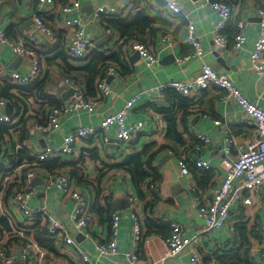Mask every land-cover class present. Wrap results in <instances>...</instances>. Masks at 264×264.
<instances>
[{"label":"crops","instance_id":"1","mask_svg":"<svg viewBox=\"0 0 264 264\" xmlns=\"http://www.w3.org/2000/svg\"><path fill=\"white\" fill-rule=\"evenodd\" d=\"M64 1L55 0L53 6L40 2L36 4L35 0H2L0 3V35L5 34L10 40L17 41L24 38L26 33H31L33 39H27L26 47L39 57L43 66L39 88L33 89L36 84L25 85L32 87L26 92L15 88L14 93L20 100L25 99V102L19 101L21 110L18 116H15L14 107L12 116L17 126L0 138V252L14 257V264H25L21 255L27 243L35 241L41 246L35 238L36 226L24 225L12 200L13 187L21 183L24 185L23 176L28 170H34L35 173L30 182L35 191L30 206L45 205L69 226V217H72L77 201L56 188L48 189L46 186L49 174L54 169H62L70 177L71 189L83 193L89 199V224L80 229L68 227L75 237L72 246L57 240L54 250L42 246L49 257L61 264H81L80 253L96 259V244L108 241L111 213L114 212L120 216L119 254L115 258L104 259L106 264H131L127 254L137 255L138 264H231L230 259L235 255L233 252L239 247H242V254L248 251L251 264H264L261 250L252 254L250 249L264 235V189L261 197L252 196L253 206H232L229 224L223 229L207 233L201 237L197 247L189 248L180 256L166 258L170 221L180 224L186 237H194L202 231L204 222L193 206L194 196L200 192L208 196L226 173L224 161L236 159L237 149L246 145L255 133L251 119L242 114L237 103L234 100H222L223 91L210 88L207 91L195 90L191 95L184 96L191 100L187 107L189 115L182 113L184 105L178 100L167 98V95L165 99L143 96L133 104L127 122H144L147 126L146 136L139 138L136 143V151L141 152L152 142L157 146L151 149V153L164 147L161 158L153 163L163 179L158 185H151L148 181L141 185L139 191L128 170L119 168L130 154L137 152L122 149L112 129L102 136L78 140L71 155L40 163L35 158L36 153L47 145L62 144L64 137L79 125L97 126L106 117L123 111L144 89L195 77L204 63L211 64L217 72L227 76L250 101L264 109V79L252 70L250 62V53L260 31L256 11L264 9V0H221L231 8V18L225 32L229 43L225 48H220L216 42L220 17L211 7L214 0H173L181 9L178 15L167 11L165 4L162 5L159 0H79L82 4L79 17L86 23L94 41L91 54L81 60H74L68 55L72 35L62 25L61 7L71 0ZM102 7L114 8L116 13L98 15ZM139 14L142 17L138 21L143 15L156 21L142 32V23H136L132 34L122 35L119 28L134 23ZM35 15H39L53 30V37L44 39L39 32H32ZM239 22L244 23L246 40L242 49L235 51L233 37ZM191 27L200 41L202 54L187 61L184 57L195 52L186 43ZM138 41L154 53L157 64L149 67L133 49V43ZM96 56L109 59L105 65L114 66L117 70L115 76L108 77H113L110 83L113 91L109 97L100 95L97 86L100 77L94 83L96 93L92 91L91 95L87 90L84 80L87 66L95 62ZM19 57L22 59L14 64ZM67 59L69 65L65 63ZM1 69L29 73L32 63L29 57L16 55L0 39ZM66 79L80 85L87 99L97 101L98 107L92 111L79 110L64 114L58 119L59 129L47 127L46 131L39 132L37 123L44 124L47 114L53 109L48 100L58 101L60 106L70 103L71 97L67 101L63 98L71 87L65 82ZM10 86L7 78L0 77V100H6L3 90ZM156 106L173 107L177 111V134L181 143L166 137V120L155 109ZM217 120H222L224 125L216 126ZM227 129L235 141L230 153ZM197 134L209 138V143H203L201 151L195 148L197 142H201ZM3 139L8 141V145L1 144ZM202 161L207 162L210 169H203L199 165ZM9 165L20 167L21 170L19 173L13 171L7 183L5 176L9 174L4 168ZM181 165L189 169L187 175H180ZM10 184L11 188L7 190ZM131 197L135 202H130ZM97 209H102L104 213H96ZM133 213L142 219L144 235L140 243L133 239ZM148 220L159 225V228L153 227L159 233L146 235L145 223ZM240 229L245 230L242 236L237 231ZM241 241L249 243V246L245 244L243 247ZM194 253L198 255L197 262L192 260ZM243 259L244 256L241 264H244Z\"/></svg>","mask_w":264,"mask_h":264},{"label":"built area","instance_id":"2","mask_svg":"<svg viewBox=\"0 0 264 264\" xmlns=\"http://www.w3.org/2000/svg\"><path fill=\"white\" fill-rule=\"evenodd\" d=\"M2 0H0V3ZM41 4H48L53 6L55 0H40ZM211 7L219 14L218 21V35L216 42L220 48L227 47V40L223 36V31L226 30L227 24L231 18V8L228 4L217 0L212 2ZM82 4L79 0H71L61 7L62 25L71 32V40L68 45V55L74 60L86 59L92 52L94 41L88 33L86 23L79 17ZM165 9L174 14H180V7L173 0H165ZM260 21V31L254 47L250 53L251 68L259 76L264 79V9L260 8L257 11ZM115 14L114 8L106 9L102 7L99 9L100 14ZM239 31L233 41V49L239 51L244 46L246 36L244 32V23H238ZM32 32H39L44 39L53 37V30L48 27L39 15L34 17V28ZM3 43L9 45L16 55L22 57H29L32 63V70L29 73L19 71L0 70V77L7 78L14 88L24 87L27 84H33L40 80L43 76V66L41 60L32 51L26 47L27 39H33L31 33H26L24 38L12 41L6 37L5 34L0 35ZM186 43L195 49L194 54L184 57V60H190L194 56H200L201 44L192 27L189 29ZM133 49L145 60L149 67L157 64V58L154 53L140 42L133 43ZM117 70L114 66H109L106 71V77L99 81L98 90L100 95L109 97L112 93L111 85L107 80L110 76H115ZM70 88L74 89V94L70 103L60 107L53 108L46 116L44 124L37 123L36 129L39 132L46 131L47 127L53 130L59 129L58 119L64 114H72L76 111H92L98 107L97 101L87 99L83 88L76 84H72V80L65 81ZM210 88H217L223 91V101L234 100L240 107L244 116L251 119L255 133L246 145L237 149L238 155L236 159H226L224 167L225 175L222 177L220 183L215 186L208 196L196 194L193 198V206L197 209L200 217L203 219L204 228L194 237H186L180 224L170 221V235L166 240L167 253L166 258H174L183 254L191 247H197L201 242V237L210 232H217L229 224L231 207L235 204H240L243 207L253 206V195L262 196L264 189V109L257 103L250 101L233 83L225 76L217 72V70L209 63H204L200 73L191 79L182 81L173 80L169 83L160 84L151 89H144L139 95L132 99L125 107V109L117 114L106 117L99 125L92 124L79 125L71 132H69L63 139L60 145H47L44 149L36 153L35 158L38 163L47 162L57 159L64 155H71L74 153L75 144L78 140L98 137L105 134L112 129L118 139L120 140V147L122 149H130L137 152L138 146L132 143L146 136L147 126L144 122L128 123V115L132 112L133 104L143 96L156 97L158 99H165L166 92L169 90L175 91L183 96H189L195 90L207 91ZM8 101L0 100V125L13 126V116L7 115ZM224 125L222 120L216 121V126L222 127ZM228 151L231 152V147L235 146L234 138L231 136L230 130H226ZM197 137L204 144L209 143V138L204 135ZM1 144L8 145L6 139L1 140ZM199 165L205 169H210L207 162H199ZM7 170L8 176H5V181L8 183L9 177L14 173H19L21 168H15L9 165L4 168ZM180 175H187L189 169L185 165H181ZM34 170H28L24 174L23 184L14 186L12 200L17 206L18 213L22 216L24 225L35 227L39 222L45 224L48 235L51 239L57 240L64 245L72 246L75 244V237L71 234L69 226H76L77 228H85L88 226V212L89 199L81 192L74 191L71 188V181L68 174L64 173L62 169H54L46 178L47 188H56L67 196L74 198L76 202L75 210L72 217H69V226L49 211L45 205L31 207L30 201L35 195L34 188L30 185L34 178ZM11 188V184L7 190ZM5 191L1 192L3 195ZM206 192V191H205ZM247 193V194H246ZM257 193V194H256ZM130 202H135L134 198H130ZM134 220V241L137 243L142 241L144 229L142 219L133 213ZM111 230L107 242L96 244V259H92L89 254L80 253L81 264H106L104 259L115 258L118 254V239L120 229V216L114 212L111 213ZM261 250L264 257V235L261 237L259 243H256L251 248V253L255 254ZM25 264H61L48 256V252L35 241L27 243L26 247L22 249L21 255ZM131 264H138L137 255L131 256L127 254ZM193 262L198 261V255L193 254ZM0 264H14V257H10L6 252H0Z\"/></svg>","mask_w":264,"mask_h":264},{"label":"trees","instance_id":"3","mask_svg":"<svg viewBox=\"0 0 264 264\" xmlns=\"http://www.w3.org/2000/svg\"><path fill=\"white\" fill-rule=\"evenodd\" d=\"M217 1V0H214ZM63 2H65L63 0ZM67 3V2H66ZM65 4V3H64ZM142 17L141 14H139L136 17V20L134 21V23H131L130 25L126 26L125 28H119L120 32L122 33V35L127 34L130 35L134 32V30L136 29L135 24L136 23H142V30L140 32H142L146 27H149L152 23H154L156 20L154 19H150L149 17H146L143 15V18L141 20L138 21V19ZM116 29V27H115ZM227 30V29H226ZM223 33V36L226 38L225 32ZM239 31L238 28V24H237V31L233 37V41L235 36L237 35ZM227 42L229 43V40L226 38ZM142 44H144L141 41H138ZM109 60L105 57H99L96 56V60L95 62L93 61L92 63H90L87 66L88 72H86L85 74V83L87 85V90L89 91V93H93L92 91H94V93H96V90H94V83L95 81L100 77L101 80L105 78V72L107 71L108 67L105 65L106 61ZM69 59L66 60V64L69 65L68 63ZM102 76V77H101ZM36 84L33 89L39 88V83L37 81V83H33V85ZM31 85L28 86H24V87H19V91L20 92H26L32 89V87H30ZM217 89V88H215ZM15 88H13L12 86L10 87H6L3 90V97L6 100H10L12 102V104L15 107L16 110V114L15 116H18L21 110L20 107V102H25V99L20 100V98L14 93ZM219 90V89H217ZM220 91V90H219ZM167 94V98H171L172 100H178L180 102V104L184 105V110L182 111L183 114L185 115H189V112L187 111V107L189 108L190 104H191V100L187 99V97H184L183 95H180L179 93L169 90L166 92ZM92 95V94H91ZM224 95V93H223ZM223 97V96H222ZM8 101V102H10ZM48 103L51 105L50 108H54V107H58L61 105L60 102L55 101V100H48ZM155 109L162 115H164L165 120H166V124H167V132H166V137L171 139L172 141H175L177 143H181L178 140V127H179V122H177V116L176 113L177 111L173 109V107L171 108H167L164 106H156ZM14 118V116H13ZM17 125H13V126H6L3 125L0 127V138H2L4 136L5 133L9 132L10 130H13V128H15ZM139 141V139L135 140L132 145H135L137 142ZM156 143L152 142L149 143L146 147H144V149L141 152H137L134 154H130L128 156V158L119 165V168L121 169H126L128 170V172L131 174L132 176V180L134 185L137 187V189L140 191L141 189V185L146 184L148 181H150L151 185H158L159 183H161L163 181L162 176L160 175L157 167H153V163L156 162L157 160H159L161 158L162 153L164 152V147L160 148L159 150L155 151L154 153H151V149L152 148H156ZM204 144L203 142H197L196 144V149L198 148L199 151L203 150ZM167 148V146H166ZM197 151V152H199ZM196 151H194L195 153ZM58 165V164H56ZM59 166V165H58ZM210 178V176H208ZM147 188V187H146ZM148 188L150 189V186H148ZM153 203H151L152 205ZM148 207V206H147ZM110 207H108V211H110L109 209ZM102 209H97L96 213L99 214H103L104 212H102ZM102 212V213H100ZM110 214V212H109ZM156 226L157 228H159V225L154 224L152 221H147L145 223V227H146V235L149 236L151 234H153L154 232L159 233V230H155L153 229V227ZM36 230H35V238L36 240L39 241V243L41 244V246L47 248V249H55V240L51 239L48 235L47 232V228L45 225L43 224H37L36 225ZM238 233H240L239 235L242 236V234L245 232V230L240 229L237 230ZM242 242V241H241ZM245 244L247 245V247L249 246V243H244L242 242V246L244 247ZM242 247H239L235 250V255L233 258H231L230 260H232L231 264H241V259L244 256V264H251L250 262V255L248 254V251L246 250V252L244 254H242L241 251ZM251 249V248H250ZM249 250V249H248Z\"/></svg>","mask_w":264,"mask_h":264},{"label":"water","instance_id":"4","mask_svg":"<svg viewBox=\"0 0 264 264\" xmlns=\"http://www.w3.org/2000/svg\"><path fill=\"white\" fill-rule=\"evenodd\" d=\"M156 1H157V0H156ZM38 2H40V0H35V3H36V4H37ZM159 2L162 3V5L165 4V0H159ZM260 21H261V19L259 18V23H260ZM136 56H137V53H136L135 57H136ZM20 59H22V58L19 57V58L15 61L14 64H18V62L20 61ZM14 69H18V68H14ZM112 79H113V77H111V78H109V79L107 80L108 84L111 83ZM74 92H75L74 89H73V88H70V89L64 94V97H63L64 100L67 101L70 97L72 98ZM65 95H66V96H65ZM229 103H231V102H229ZM6 111H7V115H9V116H11V115L13 114L14 106H13V104H12L11 102H8ZM118 143H120V140H118ZM36 180H38V179H36Z\"/></svg>","mask_w":264,"mask_h":264}]
</instances>
